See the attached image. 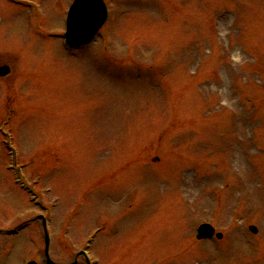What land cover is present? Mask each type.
I'll use <instances>...</instances> for the list:
<instances>
[{"label": "rangeland", "instance_id": "1", "mask_svg": "<svg viewBox=\"0 0 264 264\" xmlns=\"http://www.w3.org/2000/svg\"><path fill=\"white\" fill-rule=\"evenodd\" d=\"M28 1L0 0V264L40 216L55 263L264 264V0H105L76 54L72 0Z\"/></svg>", "mask_w": 264, "mask_h": 264}, {"label": "water", "instance_id": "2", "mask_svg": "<svg viewBox=\"0 0 264 264\" xmlns=\"http://www.w3.org/2000/svg\"><path fill=\"white\" fill-rule=\"evenodd\" d=\"M106 19V10L101 0H75L70 8L65 34L66 44L70 47H79L92 40L97 30ZM1 75L7 74V69L0 70ZM250 231L256 233V229L250 227ZM214 236V230L209 225H201L197 230L198 240L210 239ZM217 234L216 238L221 239Z\"/></svg>", "mask_w": 264, "mask_h": 264}]
</instances>
